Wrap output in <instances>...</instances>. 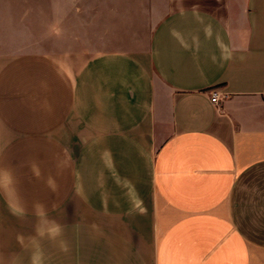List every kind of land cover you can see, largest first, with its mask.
<instances>
[{
	"label": "crops",
	"instance_id": "crops-1",
	"mask_svg": "<svg viewBox=\"0 0 264 264\" xmlns=\"http://www.w3.org/2000/svg\"><path fill=\"white\" fill-rule=\"evenodd\" d=\"M0 169V264H264V0H0Z\"/></svg>",
	"mask_w": 264,
	"mask_h": 264
},
{
	"label": "clouds",
	"instance_id": "clouds-1",
	"mask_svg": "<svg viewBox=\"0 0 264 264\" xmlns=\"http://www.w3.org/2000/svg\"><path fill=\"white\" fill-rule=\"evenodd\" d=\"M171 31L174 36L177 35V32L175 29H172ZM205 32H206V35L210 38L212 35L210 25L205 29ZM222 54H223V59L225 60L231 58V52L226 45L222 47ZM4 178H6L7 183L4 185H0V187L4 188L5 195H6L7 189L14 187L15 178L10 169H0V179H4ZM49 186L52 187L51 182H49ZM54 190L55 189L53 188V191ZM32 209H33V214L37 218V224L35 226V233L37 237L47 236L48 239L55 241L59 237L62 236L63 234L62 226L58 222H56L54 219H49L47 215V208L44 204L40 202H35L32 206ZM9 210L18 219H23L26 215V209L24 208L23 203L19 197H17V201L15 203L9 204ZM17 241L21 245H23L25 242L24 237L22 235H17ZM32 242L34 245V249H33L32 256H31V264H44L43 250L39 247L37 243H35V238H32ZM60 246H61L62 251L64 252L68 251V247L65 242L61 241Z\"/></svg>",
	"mask_w": 264,
	"mask_h": 264
},
{
	"label": "built area",
	"instance_id": "built-area-1",
	"mask_svg": "<svg viewBox=\"0 0 264 264\" xmlns=\"http://www.w3.org/2000/svg\"><path fill=\"white\" fill-rule=\"evenodd\" d=\"M213 103H218L220 101V94L218 93L217 90L214 91L212 98H211Z\"/></svg>",
	"mask_w": 264,
	"mask_h": 264
},
{
	"label": "rangeland",
	"instance_id": "rangeland-1",
	"mask_svg": "<svg viewBox=\"0 0 264 264\" xmlns=\"http://www.w3.org/2000/svg\"><path fill=\"white\" fill-rule=\"evenodd\" d=\"M82 1H83V4L89 2V0H82Z\"/></svg>",
	"mask_w": 264,
	"mask_h": 264
}]
</instances>
